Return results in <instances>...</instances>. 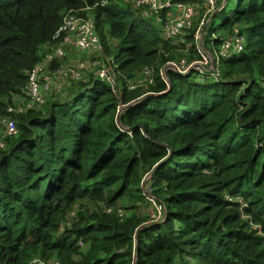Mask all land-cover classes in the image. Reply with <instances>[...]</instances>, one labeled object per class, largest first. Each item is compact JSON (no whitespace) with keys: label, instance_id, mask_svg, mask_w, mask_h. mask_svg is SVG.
Returning <instances> with one entry per match:
<instances>
[{"label":"trees","instance_id":"obj_1","mask_svg":"<svg viewBox=\"0 0 264 264\" xmlns=\"http://www.w3.org/2000/svg\"><path fill=\"white\" fill-rule=\"evenodd\" d=\"M101 1L0 0V119L16 123L0 147V264H264V0L219 1L206 34L219 51L237 30L244 46L204 74L164 73L200 59L203 2L172 43L143 8ZM68 10H96L92 54L116 89L90 72L10 112ZM146 68L152 83L130 88Z\"/></svg>","mask_w":264,"mask_h":264},{"label":"built area","instance_id":"obj_2","mask_svg":"<svg viewBox=\"0 0 264 264\" xmlns=\"http://www.w3.org/2000/svg\"><path fill=\"white\" fill-rule=\"evenodd\" d=\"M111 1H122L130 3L136 7L143 8L144 15H150L156 23L161 26L162 34L164 39L169 42H186L187 31L192 28L193 20L200 15L198 2H203L206 7L204 13L201 15L197 24L194 39L195 45L200 49V42L203 44V37L206 35L205 29L209 23L211 14L215 11L220 0H102L98 3V6H106ZM206 17H208L206 19ZM206 27V28H205ZM54 38L61 39L60 43L54 46L46 45V50L50 52L45 53L42 63H38L28 75V85L25 88L23 95H17L16 108H9L10 112L23 111L25 108L32 106H40L44 103V97L42 96V90L47 92V88L53 85H60L62 80L65 81L68 78L79 79L80 72L84 71L89 65V61H84L78 65H67L61 66L54 69V71H48L49 66L54 59L62 58L66 55V47L74 48L80 52H91L95 55L102 54V45L99 41L98 35L94 30V23L91 18H83L78 15L77 11L68 10L62 19V23L56 31ZM202 40V41H200ZM245 38L238 34L237 30L234 34L226 36L222 39L221 49L219 56L222 58H228L233 54L239 53L243 50L239 44ZM201 53V51H200ZM90 59L89 56L83 57L81 60ZM204 61V64H203ZM91 63L102 64V60H95ZM171 63L170 67L182 74H186V70L181 71L180 68H184L186 65L184 60H181L180 64L175 62ZM207 59L201 54L200 59L191 62L189 67L194 68L200 74H204L207 68ZM175 64V65H172ZM194 66V67H193ZM188 67V68H189ZM191 68V69H192ZM95 75L103 79L110 81L112 79L109 71L106 68H97ZM188 70V69H187ZM141 82H135L130 80V88H133L137 84L151 83L153 69L146 68L142 71ZM59 79L55 82L53 79ZM143 81V82H142ZM53 88V87H52ZM58 89V88H54ZM0 129L2 135L0 136V147L4 146L3 138L5 136L14 135L16 131V123L13 118H2L0 119ZM69 225V222L66 223ZM30 264H61L59 261H42L39 259L32 260Z\"/></svg>","mask_w":264,"mask_h":264},{"label":"rangeland","instance_id":"obj_3","mask_svg":"<svg viewBox=\"0 0 264 264\" xmlns=\"http://www.w3.org/2000/svg\"><path fill=\"white\" fill-rule=\"evenodd\" d=\"M117 2H121V1H117ZM205 11V10H204ZM89 16L94 20L95 19V16H96V10L95 11H93L91 14H89ZM208 17H206V19H207ZM214 39H215V34L213 33V30H212V28L210 27L208 30H207V34L204 36V43H205V46H206V48L204 47V45H203V47L202 46H199L200 47V51H201V54L207 59V62L210 60V63L207 65V67H209V68H207L205 71H210L211 69H212V67H210V66H213L212 64H211V58H210V55H212V56H214L215 58H219V51H220V49H221V47L219 48V51L218 50H216V48L213 46V41H214ZM195 40V39H194ZM244 40L242 41V42H240V46L241 47H243L244 45ZM43 52H44V54L45 53H48V52H50L49 51V49L48 50H43ZM74 52H80V51H74ZM212 52V53H211ZM239 52H241V51H239ZM69 56H71V54H68L67 56L65 55V57L63 58V60H60V63L62 64H60L61 66H67V65H78V64H81L82 62H84V61H89L90 62V65L84 70V71H81L80 72V76H79V79H84V77H86V76H88L89 74H90V72H91V74H96V71H98L97 70V68H99V69H101L102 67H101V64H95V63H91V62H93V61H95V60H99V58H95V57H93V54L90 52L89 54H88V56L90 57V59H85V60H81L83 57H85V56H79L77 59H75V60H71V61H69ZM44 57H45V55L43 56V59H44ZM197 60V59H196ZM194 62H195V60H193ZM193 61H191V62H193ZM43 62V61H42ZM41 62V63H42ZM190 62V63H191ZM190 63L189 64H186L185 66H184V68L182 69V68H180V70L181 71H185L186 70V73H188L190 70H192V69H194V68H192V67H189V65H190ZM171 63H168V64H166V66L168 67V69H173V70H175L173 67H170L171 65H170ZM203 64H204V61H203ZM206 64V63H205ZM204 64V65H205ZM172 65H175V64H172ZM61 66H58V67H61ZM218 66H220V62H218ZM189 67V68H188ZM194 67V66H193ZM192 68V69H191ZM55 69V68H54ZM54 69H48V71L50 72H52V71H54ZM188 69V70H187ZM175 71H177V70H175ZM178 72V71H177ZM178 73H180V72H178ZM55 82H58V80H60V78L59 79H53ZM141 80H142V77H140L139 79H138V81L139 82H141ZM67 81V80H66ZM65 81V79L64 80H62V82L60 83V85H53V86H51V87H48L46 90H47V92H45L44 91V89L42 90V96L43 97H45V96H49V95H51L53 92H59V91H61L63 88V86L67 83ZM143 82V81H142ZM152 83V82H151ZM166 83H167V80H166ZM53 87V88H52ZM54 88H58L57 90L56 89H54ZM16 99V98H15ZM16 102H17V100H16ZM2 135V131H1V129H0V136ZM152 204H153V208L152 209H148V210H145V212L146 213H148L150 216L149 217H151L152 218V220L151 221H153V220H158V218L160 217V214L158 213L159 212V210H160V208H159V206H157L156 204H155V202L154 201H152L151 199L149 200ZM67 222H69V221H67ZM66 222V223H67ZM148 222V221H147ZM69 224H70V222H69Z\"/></svg>","mask_w":264,"mask_h":264},{"label":"crops","instance_id":"obj_4","mask_svg":"<svg viewBox=\"0 0 264 264\" xmlns=\"http://www.w3.org/2000/svg\"><path fill=\"white\" fill-rule=\"evenodd\" d=\"M44 50H46V49H44ZM74 51H77V50L74 48L66 47V56L68 54H71V56H69V61L77 59L80 55L81 56H88L86 54V52H74ZM70 79H72V78H70ZM62 88H64V86Z\"/></svg>","mask_w":264,"mask_h":264},{"label":"water","instance_id":"obj_5","mask_svg":"<svg viewBox=\"0 0 264 264\" xmlns=\"http://www.w3.org/2000/svg\"><path fill=\"white\" fill-rule=\"evenodd\" d=\"M207 27V26H206ZM205 27V28H206ZM205 31H206V29H205ZM200 41H202V40H200ZM200 46H202L203 47V44H202V42H200ZM204 48V47H203ZM210 58H211V64L213 65V56L212 55H210ZM168 69V67L167 66H165L164 67V73L166 74V70ZM108 75H109V73H108ZM110 82H111V84H112V88H113V91L116 89V85H115V83H114V81H113V79H110ZM168 86H170V83L168 82ZM130 106V105H129ZM129 106H124L125 108L126 107H129ZM122 109H123V107L122 108H120V110H119V113L122 111ZM119 113L117 114V120H118V116H119Z\"/></svg>","mask_w":264,"mask_h":264}]
</instances>
